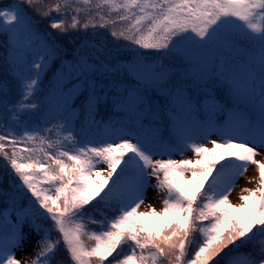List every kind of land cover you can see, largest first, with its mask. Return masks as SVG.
<instances>
[{
    "label": "snow or ice",
    "instance_id": "obj_1",
    "mask_svg": "<svg viewBox=\"0 0 264 264\" xmlns=\"http://www.w3.org/2000/svg\"><path fill=\"white\" fill-rule=\"evenodd\" d=\"M0 34V264H264V0H19Z\"/></svg>",
    "mask_w": 264,
    "mask_h": 264
},
{
    "label": "trees",
    "instance_id": "obj_2",
    "mask_svg": "<svg viewBox=\"0 0 264 264\" xmlns=\"http://www.w3.org/2000/svg\"><path fill=\"white\" fill-rule=\"evenodd\" d=\"M14 2L18 3L19 0H0V8L6 7L8 5H11ZM52 2H53V0H44L45 4L52 3ZM24 7H25L26 11L28 12V14L33 18V22L34 23L38 22V27H39V29L41 31H45L47 33H50L52 36H59L58 30L51 29L50 27H48V23H49V19L50 18H43V17L38 16L31 8H28L27 5H24ZM53 16L56 19H59V17L56 16L55 13H53ZM68 19H69V22H70L71 17H69ZM81 23H83V18L82 17H81ZM81 35H82V33L78 32V31H74V32H69L68 33V37H72V36L80 37ZM100 35L102 37L108 38L109 40L111 39L110 37L107 36V32H104L103 30L100 31ZM5 40H6L5 35L0 34V79L4 78V75H3L4 74V68H5L4 56H5V49H6ZM58 42L62 46H66L68 48V50H69L68 51V58H70L71 49L73 47H75V42L69 40L67 37L61 38ZM58 63H59L58 61L54 62V67L57 66ZM50 76H51V73L49 72L47 74V76L45 77V79H44L42 87H46L48 79L50 78ZM16 98H17L16 97V93H15V91H13L11 93V99L14 101ZM101 116H104V118H107V114L104 113V112H101ZM100 118H101L100 116L97 117V119H100ZM81 119H82V117H81ZM55 122L56 121H53V123H55ZM67 147L69 148V150L71 149V145H67ZM173 158L180 159L181 157L174 156ZM185 158H190V157H185ZM4 164H5V161H3V159H0V175H4L6 180H7L8 170L5 167H3ZM12 179H15V177L13 176ZM2 187L5 190H7V183L5 182V184ZM3 199H4V197L0 196V207L3 206L2 205ZM45 226H49V225L46 224ZM90 227H95V225H90ZM52 236H53V238H56L57 234L54 232L52 234ZM84 239L86 240V242H88L86 237ZM89 243H91V242H89ZM57 259L58 260H63V261H65V264H67V254L64 251L62 244H61V247H60L59 251L57 252ZM109 259L111 260V258H109ZM164 264H166V262H164Z\"/></svg>",
    "mask_w": 264,
    "mask_h": 264
},
{
    "label": "rangeland",
    "instance_id": "obj_3",
    "mask_svg": "<svg viewBox=\"0 0 264 264\" xmlns=\"http://www.w3.org/2000/svg\"><path fill=\"white\" fill-rule=\"evenodd\" d=\"M215 138V137H213ZM178 157V156H176ZM184 158L185 157H191V153L188 152L185 154V156H183ZM181 157V158H183ZM155 158H166V157H155ZM180 158V159H181ZM257 159H264V149L261 150V155H258L256 157ZM257 176V171H256V167L254 165H250L248 168H247V171L245 172L244 176H242L237 182H236V185L233 187L232 191L230 192L229 194V199L233 202V203H238L239 200H238V197L241 193V190L245 187H248V188H252L255 186V178ZM252 180V182L250 183L249 180ZM150 183H155V179L153 178ZM162 199V196H158L157 195V192L154 188H149L147 193H146V199L144 200V202L141 204V207H140V211H146L148 209V205L151 204L153 205L154 207L157 208V210H159V208L162 206L160 201ZM36 237L34 236L32 238V240H30L24 247V250L23 251H17L16 252V257L18 259H21V260H25V259H30L31 256L33 255V240L35 239Z\"/></svg>",
    "mask_w": 264,
    "mask_h": 264
}]
</instances>
